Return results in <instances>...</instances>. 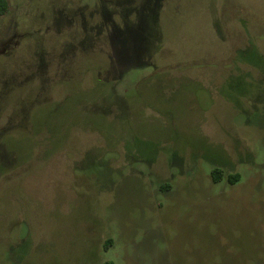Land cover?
Wrapping results in <instances>:
<instances>
[{
    "label": "rangeland",
    "instance_id": "1",
    "mask_svg": "<svg viewBox=\"0 0 264 264\" xmlns=\"http://www.w3.org/2000/svg\"><path fill=\"white\" fill-rule=\"evenodd\" d=\"M8 2L0 264H264V0Z\"/></svg>",
    "mask_w": 264,
    "mask_h": 264
},
{
    "label": "trees",
    "instance_id": "2",
    "mask_svg": "<svg viewBox=\"0 0 264 264\" xmlns=\"http://www.w3.org/2000/svg\"><path fill=\"white\" fill-rule=\"evenodd\" d=\"M9 11V2L8 0H0V16H4L8 13ZM221 173L222 171L218 168L212 170L211 172V177L214 183H217L220 181L221 179ZM228 181L230 182V184H234V182L238 181V177L237 176H228ZM169 187V186H166ZM164 188V187H161ZM110 243H106L105 247H107ZM103 264H113L111 262H105Z\"/></svg>",
    "mask_w": 264,
    "mask_h": 264
},
{
    "label": "crops",
    "instance_id": "3",
    "mask_svg": "<svg viewBox=\"0 0 264 264\" xmlns=\"http://www.w3.org/2000/svg\"><path fill=\"white\" fill-rule=\"evenodd\" d=\"M137 42H138V40H137ZM131 49L132 50H137V47H131Z\"/></svg>",
    "mask_w": 264,
    "mask_h": 264
}]
</instances>
